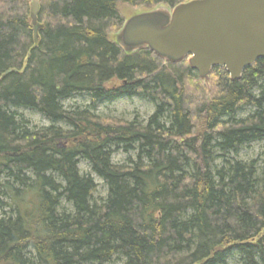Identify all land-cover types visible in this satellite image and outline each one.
<instances>
[{"label":"trees","instance_id":"trees-1","mask_svg":"<svg viewBox=\"0 0 264 264\" xmlns=\"http://www.w3.org/2000/svg\"><path fill=\"white\" fill-rule=\"evenodd\" d=\"M190 1L40 0L34 38L31 0H0V264H264V167L238 160L264 142V58L206 87L186 61L115 41L117 5ZM135 97L144 122L95 114ZM75 98L88 106L64 107Z\"/></svg>","mask_w":264,"mask_h":264},{"label":"water","instance_id":"water-1","mask_svg":"<svg viewBox=\"0 0 264 264\" xmlns=\"http://www.w3.org/2000/svg\"><path fill=\"white\" fill-rule=\"evenodd\" d=\"M39 1L30 3L34 38ZM115 41L126 53L147 49L165 63L186 61L206 87L215 68L238 81L264 58V0H193L169 12L140 13L124 22Z\"/></svg>","mask_w":264,"mask_h":264},{"label":"rangeland","instance_id":"rangeland-1","mask_svg":"<svg viewBox=\"0 0 264 264\" xmlns=\"http://www.w3.org/2000/svg\"><path fill=\"white\" fill-rule=\"evenodd\" d=\"M117 7L124 21L138 13H141L143 10H145L143 8L132 7L128 5H122V4L117 5ZM159 9L166 10L168 12L170 10L169 8L160 7V8L153 9V11L159 10ZM36 22H37V19H36ZM88 103L89 101L84 98H75V99H71V100L64 102L63 105L66 108H69V107L83 108V107L88 106ZM245 112L247 111L245 110ZM18 113L21 116H23V119L30 124L31 128H34L37 130V129L46 128L49 126V123L35 111L19 110ZM151 113H152V106L146 100H143L141 97H135L132 99H120V100H117L109 104L99 105L97 106L96 111H95V114L103 118H106L108 120H111L110 122L112 123L114 122H118V123L124 122L125 123L133 119L141 123V122H144L148 118V116H150ZM243 113H241L240 116H242ZM123 160H124V156L122 154L120 153L115 154L113 158V163L115 165H118ZM238 160L244 161V162L255 161L257 163V166L264 167V142L253 143V144L244 146L240 150V153L238 154ZM78 168L81 174L89 173V169L86 163H83V162L79 163ZM95 183H96L97 188H96V193L94 197L103 198L105 196V187L97 179H95Z\"/></svg>","mask_w":264,"mask_h":264}]
</instances>
